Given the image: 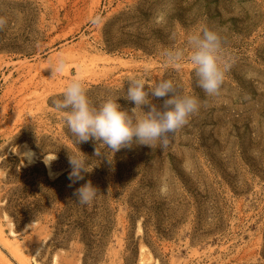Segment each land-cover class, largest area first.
<instances>
[{"label": "rangeland", "instance_id": "1", "mask_svg": "<svg viewBox=\"0 0 264 264\" xmlns=\"http://www.w3.org/2000/svg\"><path fill=\"white\" fill-rule=\"evenodd\" d=\"M0 17V225L10 235L7 214L29 257L41 249V264H264V0H0ZM205 26L223 41L218 96L197 86L192 66H165L160 55H187V36ZM61 53L70 67L53 80L47 68ZM78 70L97 107L111 97L130 111L128 81L142 77L171 79L199 109L166 149L133 144L109 164L93 141L75 143L52 107ZM150 99L162 107L164 98ZM23 143L36 163L18 155ZM79 151L95 168L73 183L68 156ZM45 155L56 158L50 166ZM89 180L98 194L81 205L73 193Z\"/></svg>", "mask_w": 264, "mask_h": 264}, {"label": "clouds", "instance_id": "2", "mask_svg": "<svg viewBox=\"0 0 264 264\" xmlns=\"http://www.w3.org/2000/svg\"><path fill=\"white\" fill-rule=\"evenodd\" d=\"M90 23L99 26L103 19L96 16ZM6 24V18L0 17V31ZM187 45V55L182 48L164 49L160 55L165 66L180 69L185 63L189 64L198 78L197 86L207 96H218L227 70L221 56L223 41L220 34L205 26L187 36ZM69 67L67 57L61 53L47 69L51 70V79L54 80L62 77ZM150 96L164 98L162 107L152 103ZM124 98L135 104L130 111L121 109L117 103L119 98L109 97L98 107L94 106L86 93L83 73L78 70L64 88L62 98L52 101V107L63 114L75 143L93 141L95 157L107 160L109 164L113 162L111 154L133 144L153 148L159 142L161 149H166L170 137L186 125L188 118L199 109L198 98L183 92L171 79H161L153 86L142 77L131 78ZM145 106L148 111H144ZM105 147L108 151L102 152ZM86 158L80 151L69 153L71 171L68 178L73 183L84 180L85 175L95 168ZM55 159L45 155L44 162L50 166ZM97 194L98 189L90 180L73 193L81 205L90 204Z\"/></svg>", "mask_w": 264, "mask_h": 264}, {"label": "bare ground", "instance_id": "3", "mask_svg": "<svg viewBox=\"0 0 264 264\" xmlns=\"http://www.w3.org/2000/svg\"><path fill=\"white\" fill-rule=\"evenodd\" d=\"M22 146V150L18 153V155H22V157L27 160L28 164L36 163V152L29 148L26 143H23ZM48 156L49 158L52 157V155ZM4 220L7 221L10 226V235H7L5 228L0 225V263L15 264L14 261H17L19 264H41V262L37 260V255L40 253L41 249H39V251L37 250V253L29 257L28 254L23 250L22 245L15 241L13 242L12 238L17 237L18 233L15 231L14 223L10 221V218L7 214L4 216ZM3 249H6L11 253L10 255L14 261L5 254ZM140 254L141 261L144 262L146 251L142 249ZM56 263L57 258L55 259L54 264Z\"/></svg>", "mask_w": 264, "mask_h": 264}]
</instances>
